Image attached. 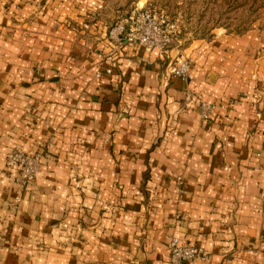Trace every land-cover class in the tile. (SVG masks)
<instances>
[{"label": "crops", "instance_id": "0c3cea01", "mask_svg": "<svg viewBox=\"0 0 264 264\" xmlns=\"http://www.w3.org/2000/svg\"><path fill=\"white\" fill-rule=\"evenodd\" d=\"M89 2L0 0V264H169L171 236L206 250L191 264H264L263 57L198 55L183 80L176 47L117 52L97 22L100 62L56 27ZM16 146L46 155L12 210Z\"/></svg>", "mask_w": 264, "mask_h": 264}, {"label": "rangeland", "instance_id": "374dc122", "mask_svg": "<svg viewBox=\"0 0 264 264\" xmlns=\"http://www.w3.org/2000/svg\"><path fill=\"white\" fill-rule=\"evenodd\" d=\"M90 2L91 4H66V7L71 8V14L74 17L68 22L58 21L56 27L65 23L69 29H73L78 33L84 29L85 31L82 32V35L90 37L91 35H97L94 33L92 26L98 22V24H101V33L104 30L107 31L105 39L107 44H111V47L115 46L114 48L118 52L122 48L119 47L117 42L110 41L108 38L109 30L119 20L128 15L137 4L140 6L143 4L151 5L157 11L167 15L168 20L171 23H175L178 30V37L177 39L175 38L172 45V47H176L177 51H175L176 56L171 68L179 60L187 59L191 62L192 69L196 65L198 55L219 54L221 49L228 51L229 49L237 48V46L245 48V53L248 57L256 53L264 59V0H90ZM96 2L101 4H96ZM85 7L90 8L86 11ZM80 10L83 12L80 13ZM66 12L68 11L66 10ZM83 20V23L89 25L87 29L83 26ZM95 26L96 30H98L99 26ZM89 37L85 39L86 44L89 45L88 49L95 58L103 62L101 58L106 57V46H98L100 41L98 40L95 43ZM107 55L110 57L111 54ZM41 69L42 67L39 65L36 67V71L39 74L42 73ZM240 69L245 70L246 67L241 66ZM113 71L112 73H114ZM100 73L102 76L99 78L101 79L105 71H100ZM259 83L260 81H258ZM203 103L207 102L201 100L198 102V109L201 114V105ZM206 120H210V117ZM16 154H24L26 157L34 159L33 164L21 165L18 161L12 162L11 156ZM45 155V148L36 152H29L20 146L13 147L7 152L5 168L7 174L12 177L14 182V190L10 202L12 210H19L28 186L40 175ZM33 166L36 168V173H34L32 178L25 179L23 177V168ZM169 242L168 247L170 249ZM204 251L206 253L205 257L195 258L189 261L188 264H191L196 259H208V253L205 249ZM169 264H173L171 249Z\"/></svg>", "mask_w": 264, "mask_h": 264}, {"label": "built area", "instance_id": "2783aa9c", "mask_svg": "<svg viewBox=\"0 0 264 264\" xmlns=\"http://www.w3.org/2000/svg\"><path fill=\"white\" fill-rule=\"evenodd\" d=\"M168 16L151 5L137 4L128 15L119 20L108 32V38L112 42H117L119 47L126 45H138L146 51H167L177 39L178 30L175 23H171ZM176 28V29H175ZM191 70V62L187 59L179 60L171 68V74L177 78L187 80ZM112 68H107L105 73L111 74ZM101 77V73L97 74ZM214 106L203 103L201 105L202 117L209 118ZM12 162L18 161L21 165L33 164L34 159L26 157L24 154L11 156ZM36 173V168L24 167L23 177L30 179ZM181 183V178H178ZM169 246L172 254L173 264H188L189 261L205 257L206 253L202 247L197 245H183L177 237H172Z\"/></svg>", "mask_w": 264, "mask_h": 264}]
</instances>
